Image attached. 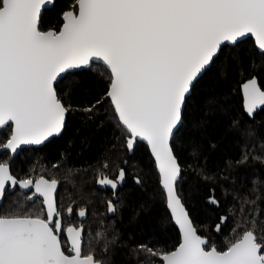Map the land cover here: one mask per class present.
Here are the masks:
<instances>
[{"label":"snow or ice","instance_id":"1","mask_svg":"<svg viewBox=\"0 0 264 264\" xmlns=\"http://www.w3.org/2000/svg\"><path fill=\"white\" fill-rule=\"evenodd\" d=\"M52 3L0 0V132L7 131L0 149L16 154L22 145H42L60 135L70 107L57 86L70 70L101 66L109 81L106 97L128 134L126 147L131 152L139 142L149 146L181 233L172 251L139 245L159 258L150 264H264V217L238 225L245 230L223 250L198 234L177 190L182 169L172 145L196 85L224 49L250 35L264 53V0H71L60 28L45 31L42 10ZM243 96L250 117L264 107L256 78L243 84ZM125 178L120 169L116 178L101 173L96 182L116 196ZM135 183L143 181L137 176ZM58 185L43 176L18 179L10 164L0 161V200L18 187L34 209L40 203L26 214L0 210V264H104L93 245L107 254L115 237L109 240L97 230L86 241L83 227L64 229ZM209 202L219 206L214 196ZM66 211L74 213L73 207ZM107 211L117 212L112 200ZM86 214L79 209L80 218ZM226 220L221 218L216 231Z\"/></svg>","mask_w":264,"mask_h":264},{"label":"trees","instance_id":"2","mask_svg":"<svg viewBox=\"0 0 264 264\" xmlns=\"http://www.w3.org/2000/svg\"><path fill=\"white\" fill-rule=\"evenodd\" d=\"M70 3L56 0L46 9L42 30L59 29ZM253 77L264 89V53L253 39L226 47L196 85L183 126L172 141L182 167L177 185L182 202L199 234L218 250L225 249L245 230L238 225L264 217V164L254 158L264 157V110L250 120L244 113L241 94V85ZM108 87L101 66L66 74L57 86L58 95L70 107L61 135L40 147L22 149L13 158L9 152H0V161L8 162L21 180L41 176L57 179V203L64 225L71 222L68 207L74 211L84 208L86 219L74 223L84 227L86 241L97 230L105 231L109 240L115 237L116 245L109 246L107 254L101 245H93L97 259L104 264H150L159 258L151 257L139 245L172 251L178 247L181 234L167 208L149 147L143 142L131 152L126 147L128 134L106 97ZM97 100L102 103L97 104ZM88 108L92 111H86ZM6 139L7 131L0 132V144ZM245 155L248 159L241 163ZM120 169L125 170L126 183L114 201L113 193L99 189L96 181L101 173L114 179ZM137 176L143 181L141 186L135 183ZM25 196L19 188L7 192L0 210L6 214L38 210L39 200L34 209ZM213 196L219 206L209 202ZM109 200L117 207L114 216L107 211ZM222 217L227 220L218 232L216 226ZM62 244L67 249L64 234Z\"/></svg>","mask_w":264,"mask_h":264},{"label":"water","instance_id":"3","mask_svg":"<svg viewBox=\"0 0 264 264\" xmlns=\"http://www.w3.org/2000/svg\"><path fill=\"white\" fill-rule=\"evenodd\" d=\"M55 1L56 0H54V3H55ZM54 3H52V4H49V5H47L46 6V8L44 9V10H42V15H43V13H44V11L46 10V9H50V8H52L53 7V5H54ZM247 38H252L253 39V41H254V43H255V38L254 37H251L250 35L249 36H246V37H242V38H240V40L237 42V43H239L240 41H243V40H245V39H247ZM231 46H235V45H231ZM255 46H256V48L258 49V47H257V45H256V43H255ZM259 50V49H258ZM260 51V50H259ZM84 69H88V68H81V69H74V70H70V72H72V71H79V70H84ZM66 75V74H65ZM253 78H256L257 79V81H258V84H259V80H258V78L257 77H253ZM252 79V78H251ZM250 80V79H249ZM248 81V80H247ZM247 81H245L244 83H246ZM243 83V84H244ZM243 84L241 85V94H242V98H243V108H244V96H243ZM260 85V84H259ZM264 107H261V108H258L257 110H256V112H255V114H254V116L259 112V111H261L262 109H263ZM244 111H245V114L246 115H248L247 114V112H246V110H245V108H244ZM249 116V115H248ZM254 116H252V117H250L251 119H253L254 118ZM67 117V116H66ZM63 131V130H62ZM62 133V132H61ZM61 135V134H60ZM60 135H58V136H60ZM54 137H57V136H54ZM53 137H51L48 141H50L51 139H52ZM48 141H46L45 143H47ZM173 141V140H172ZM44 143V144H45ZM143 143H145V144H147L146 142H143ZM44 144H42V145H44ZM42 145H22L18 150H17V153L16 154H12L11 152H10V150H6V149H0V152H9L10 153V155H11V157L13 158V157H15V156H17L20 152H21V150L22 149H25V148H31V147H40V146H42ZM148 146V145H147ZM149 147V146H148ZM149 151H150V154H151V150H150V148H149ZM152 156V155H151ZM153 158V157H152ZM153 160H154V158H153ZM155 162V161H154ZM179 162V161H178ZM127 164L125 163V166H126ZM181 166V165H180ZM181 169H182V167H181ZM158 171V170H157ZM125 183H126V178H125V181H124V183H122L120 186H119V189L121 188V187H123L124 185H125ZM97 186H98V188L99 189H102V190H104V189H107V190H109L110 192H112L113 193V191L109 188V187H104V186H101V185H99L98 183H97ZM138 186H141V185H138ZM18 188V187H17ZM119 189H118V192H119ZM16 189H8L7 191H6V193L7 192H14ZM24 191V190H23ZM165 192V191H164ZM5 193V194H6ZM166 194V193H165ZM113 198H114V201H117V197L116 196H114L113 195ZM4 200H5V196H4V198L2 199V200H0V208H1V206H2V204L4 203ZM183 203V202H182ZM168 208V207H167ZM185 208H186V206H185ZM168 210H169V212H170V214H171V211H170V209L168 208ZM186 210H187V208H186ZM188 211V210H187ZM87 213V212H86ZM189 213V212H188ZM116 214V213H115ZM115 214H110L111 216H114ZM70 216V215H69ZM172 216V215H171ZM190 216V215H189ZM79 217V216H78ZM86 217H87V214H86V216L84 217V218H80L79 217V219L80 220H85L86 219ZM190 219H191V217H190ZM192 220V219H191ZM173 221H174V219H173ZM193 222V221H192ZM174 223H175V221H174ZM176 225V224H175ZM177 227H178V229H179V226L178 225H176ZM193 226L195 227V225H194V222H193ZM76 227V226H75ZM80 227H82V226H80ZM84 228V227H83ZM180 231V230H179ZM197 231H198V229H197ZM181 234V233H180ZM198 234H199V232H198ZM65 237H66V232H65Z\"/></svg>","mask_w":264,"mask_h":264},{"label":"flooded vegetation","instance_id":"4","mask_svg":"<svg viewBox=\"0 0 264 264\" xmlns=\"http://www.w3.org/2000/svg\"><path fill=\"white\" fill-rule=\"evenodd\" d=\"M242 100H243V98H242ZM244 109V108H243ZM264 110V108L261 110V111H259L257 114H259V113H261L262 111ZM244 113H245V111H244ZM257 114L254 116V118L253 119H251L248 115H246L250 120H255V118H256V116H257ZM32 148V147H31ZM26 149V148H25ZM260 158L261 159H258V162H259V164H261V165H263L264 164V157L263 156H260ZM24 192V191H23ZM25 193V192H24ZM57 193H58V190H57ZM26 194V193H25ZM57 205H58V203H57ZM62 212V219H63V211H61ZM78 212H79V210H77V211H74V213L71 215V216H69V214L67 213V211H66V214H67V217L71 220V222L69 223V224H67L66 226L64 225L65 223H66V221L63 219V227H64V229H67V227H69V226H76V227H79V225H76L74 222L76 221V220H78L79 219V217H78ZM65 222V223H64ZM64 234V236H65V232L64 233H62V235Z\"/></svg>","mask_w":264,"mask_h":264}]
</instances>
